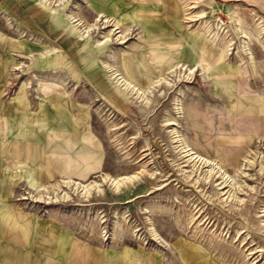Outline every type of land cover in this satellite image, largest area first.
Listing matches in <instances>:
<instances>
[{
  "label": "rangeland",
  "instance_id": "obj_1",
  "mask_svg": "<svg viewBox=\"0 0 264 264\" xmlns=\"http://www.w3.org/2000/svg\"><path fill=\"white\" fill-rule=\"evenodd\" d=\"M2 227L0 264H264V0H0Z\"/></svg>",
  "mask_w": 264,
  "mask_h": 264
},
{
  "label": "crops",
  "instance_id": "obj_2",
  "mask_svg": "<svg viewBox=\"0 0 264 264\" xmlns=\"http://www.w3.org/2000/svg\"><path fill=\"white\" fill-rule=\"evenodd\" d=\"M0 236L1 237H4L5 238V240H11V238H10V234H9V232L7 231V229L5 228V227H2V228H0ZM1 252H4V253H7L6 251H1ZM5 257V256H4ZM17 260L18 261H20V259L22 260V262L24 263V264H27L25 261H24V259H23V254L21 253V254H18L17 255ZM3 264H12V261H10L9 262V260L8 261H3ZM18 264V263H17Z\"/></svg>",
  "mask_w": 264,
  "mask_h": 264
}]
</instances>
